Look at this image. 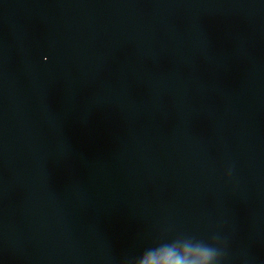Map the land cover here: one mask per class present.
<instances>
[{"label":"water","instance_id":"1","mask_svg":"<svg viewBox=\"0 0 264 264\" xmlns=\"http://www.w3.org/2000/svg\"><path fill=\"white\" fill-rule=\"evenodd\" d=\"M177 236L264 264V0H106L0 264H145Z\"/></svg>","mask_w":264,"mask_h":264},{"label":"clouds","instance_id":"2","mask_svg":"<svg viewBox=\"0 0 264 264\" xmlns=\"http://www.w3.org/2000/svg\"><path fill=\"white\" fill-rule=\"evenodd\" d=\"M179 242L184 243L178 249ZM220 243L216 237L209 242L194 236H177L145 250L141 256L146 257L145 264H221L224 253Z\"/></svg>","mask_w":264,"mask_h":264}]
</instances>
